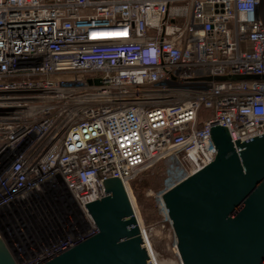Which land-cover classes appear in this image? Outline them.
Returning <instances> with one entry per match:
<instances>
[{
    "label": "built area",
    "instance_id": "1",
    "mask_svg": "<svg viewBox=\"0 0 264 264\" xmlns=\"http://www.w3.org/2000/svg\"><path fill=\"white\" fill-rule=\"evenodd\" d=\"M237 74L264 75V0H0V235L17 264L93 234L101 180L168 156L180 182L212 161V124L263 134L264 80L214 78Z\"/></svg>",
    "mask_w": 264,
    "mask_h": 264
},
{
    "label": "water",
    "instance_id": "2",
    "mask_svg": "<svg viewBox=\"0 0 264 264\" xmlns=\"http://www.w3.org/2000/svg\"><path fill=\"white\" fill-rule=\"evenodd\" d=\"M216 80L263 79L222 75ZM216 153L194 174L166 189L161 200L181 264H264V133L232 143L212 124ZM104 196L84 204L95 232L41 264H151L123 182L101 180ZM19 260L0 235V264Z\"/></svg>",
    "mask_w": 264,
    "mask_h": 264
},
{
    "label": "rangeland",
    "instance_id": "3",
    "mask_svg": "<svg viewBox=\"0 0 264 264\" xmlns=\"http://www.w3.org/2000/svg\"><path fill=\"white\" fill-rule=\"evenodd\" d=\"M181 165L166 156L125 183L151 264H181L170 221L158 206V190L181 179Z\"/></svg>",
    "mask_w": 264,
    "mask_h": 264
},
{
    "label": "bare ground",
    "instance_id": "4",
    "mask_svg": "<svg viewBox=\"0 0 264 264\" xmlns=\"http://www.w3.org/2000/svg\"><path fill=\"white\" fill-rule=\"evenodd\" d=\"M104 34V36H102V38H116V37H112V36H109V34H111V33H103ZM102 38H100V39H102ZM123 184H124V188H125V183L123 182ZM125 191H126V189H125ZM128 194V193H127ZM130 201V200H129ZM130 204H131V202H130ZM132 207V206H131ZM133 211H134V209H133ZM134 217H135V215H134ZM136 219V218H135ZM159 264V263H158Z\"/></svg>",
    "mask_w": 264,
    "mask_h": 264
},
{
    "label": "trees",
    "instance_id": "5",
    "mask_svg": "<svg viewBox=\"0 0 264 264\" xmlns=\"http://www.w3.org/2000/svg\"><path fill=\"white\" fill-rule=\"evenodd\" d=\"M199 116L200 117H203V116H207V115H206V112H204L203 110H201L200 113H199Z\"/></svg>",
    "mask_w": 264,
    "mask_h": 264
}]
</instances>
